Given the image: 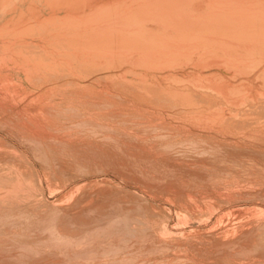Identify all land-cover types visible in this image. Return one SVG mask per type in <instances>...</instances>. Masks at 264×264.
Wrapping results in <instances>:
<instances>
[{
  "label": "rangeland",
  "instance_id": "rangeland-1",
  "mask_svg": "<svg viewBox=\"0 0 264 264\" xmlns=\"http://www.w3.org/2000/svg\"><path fill=\"white\" fill-rule=\"evenodd\" d=\"M82 107H56L48 136L0 113V264H264L253 126L134 106L116 122Z\"/></svg>",
  "mask_w": 264,
  "mask_h": 264
},
{
  "label": "bare ground",
  "instance_id": "bare-ground-1",
  "mask_svg": "<svg viewBox=\"0 0 264 264\" xmlns=\"http://www.w3.org/2000/svg\"><path fill=\"white\" fill-rule=\"evenodd\" d=\"M71 104L264 138V0H0V113L48 136Z\"/></svg>",
  "mask_w": 264,
  "mask_h": 264
}]
</instances>
